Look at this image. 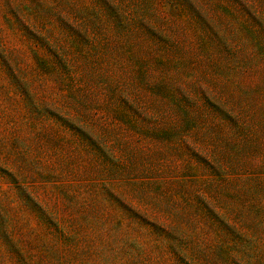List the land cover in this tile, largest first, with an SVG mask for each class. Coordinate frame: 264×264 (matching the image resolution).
Listing matches in <instances>:
<instances>
[{"label":"rangeland","instance_id":"obj_1","mask_svg":"<svg viewBox=\"0 0 264 264\" xmlns=\"http://www.w3.org/2000/svg\"><path fill=\"white\" fill-rule=\"evenodd\" d=\"M0 264H264V0H0Z\"/></svg>","mask_w":264,"mask_h":264}]
</instances>
